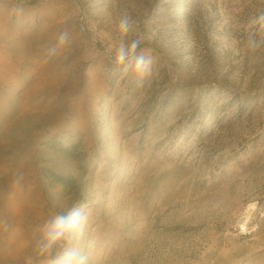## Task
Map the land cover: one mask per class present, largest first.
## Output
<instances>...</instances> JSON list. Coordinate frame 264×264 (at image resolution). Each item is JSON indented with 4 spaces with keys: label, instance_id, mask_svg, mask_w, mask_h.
I'll return each instance as SVG.
<instances>
[{
    "label": "rangeland",
    "instance_id": "rangeland-1",
    "mask_svg": "<svg viewBox=\"0 0 264 264\" xmlns=\"http://www.w3.org/2000/svg\"><path fill=\"white\" fill-rule=\"evenodd\" d=\"M261 12L0 0V264H50L40 228L72 207L89 264H264Z\"/></svg>",
    "mask_w": 264,
    "mask_h": 264
},
{
    "label": "clouds",
    "instance_id": "clouds-1",
    "mask_svg": "<svg viewBox=\"0 0 264 264\" xmlns=\"http://www.w3.org/2000/svg\"><path fill=\"white\" fill-rule=\"evenodd\" d=\"M252 30L249 32L245 44L250 51L264 48V12L259 13L249 22ZM127 22L121 21V26L126 27ZM67 33L59 37L61 44L67 43ZM23 179L18 176L17 183ZM88 227V214L86 211L72 207L66 211L52 215L41 226L35 247L41 257H47L50 264H89V256L82 253L75 242L81 240ZM95 245V239H89L88 247ZM59 249V251H57Z\"/></svg>",
    "mask_w": 264,
    "mask_h": 264
},
{
    "label": "trees",
    "instance_id": "trees-1",
    "mask_svg": "<svg viewBox=\"0 0 264 264\" xmlns=\"http://www.w3.org/2000/svg\"><path fill=\"white\" fill-rule=\"evenodd\" d=\"M79 146V144H73L71 146H66V147H61L62 150L65 152V154L68 156V157H75L76 156V148ZM54 180L56 181H60V182H63L64 179L58 177L57 175H54ZM72 180V179H71Z\"/></svg>",
    "mask_w": 264,
    "mask_h": 264
}]
</instances>
